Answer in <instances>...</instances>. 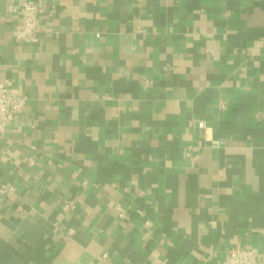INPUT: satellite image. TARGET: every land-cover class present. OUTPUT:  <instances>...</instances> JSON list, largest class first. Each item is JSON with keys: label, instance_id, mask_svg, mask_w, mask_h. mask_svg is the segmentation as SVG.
Wrapping results in <instances>:
<instances>
[{"label": "crops", "instance_id": "crops-1", "mask_svg": "<svg viewBox=\"0 0 264 264\" xmlns=\"http://www.w3.org/2000/svg\"><path fill=\"white\" fill-rule=\"evenodd\" d=\"M0 80V264L264 260V0H0Z\"/></svg>", "mask_w": 264, "mask_h": 264}, {"label": "built area", "instance_id": "built-area-1", "mask_svg": "<svg viewBox=\"0 0 264 264\" xmlns=\"http://www.w3.org/2000/svg\"><path fill=\"white\" fill-rule=\"evenodd\" d=\"M40 8L37 3L32 1H23L19 7V22L11 32V37L15 43L34 44L38 39L36 36L37 17ZM26 104L25 97L14 95L6 80H0V134L4 132L9 121L15 116L22 113ZM200 128H204L203 123H198ZM12 191L11 188L0 186V195ZM72 208L71 203L64 205L63 210L67 211ZM72 231H68L71 234ZM102 261H107V256L101 257ZM227 264H264V260L259 259L257 255L250 251L232 248L226 254Z\"/></svg>", "mask_w": 264, "mask_h": 264}]
</instances>
